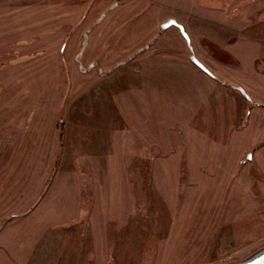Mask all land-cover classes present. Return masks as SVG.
<instances>
[{
  "label": "rangeland",
  "instance_id": "1",
  "mask_svg": "<svg viewBox=\"0 0 264 264\" xmlns=\"http://www.w3.org/2000/svg\"><path fill=\"white\" fill-rule=\"evenodd\" d=\"M0 264H264V0H0Z\"/></svg>",
  "mask_w": 264,
  "mask_h": 264
},
{
  "label": "water",
  "instance_id": "2",
  "mask_svg": "<svg viewBox=\"0 0 264 264\" xmlns=\"http://www.w3.org/2000/svg\"><path fill=\"white\" fill-rule=\"evenodd\" d=\"M171 27H174V28L178 29L181 37L184 39V41L186 43V46L188 47V49L191 50L190 38H189L188 34L186 33L184 27L180 23H178L176 20L169 19L166 22L162 23L159 26V29H160V33L159 34L163 33L164 31H166L167 29H169ZM190 62H191L192 65H194L197 69H199L205 75H207L208 77H210L213 80L218 81L217 78L211 73V71L208 68H206L194 55H191ZM236 91H238L245 98L246 101L252 102V100L246 94V92L244 91L243 88L238 87V88H236ZM258 106H260V105H258ZM250 157L251 156L248 155L247 160H249Z\"/></svg>",
  "mask_w": 264,
  "mask_h": 264
}]
</instances>
